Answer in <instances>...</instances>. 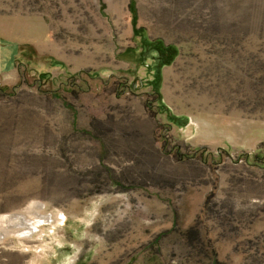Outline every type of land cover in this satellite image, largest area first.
<instances>
[{"label":"rangeland","instance_id":"rangeland-1","mask_svg":"<svg viewBox=\"0 0 264 264\" xmlns=\"http://www.w3.org/2000/svg\"><path fill=\"white\" fill-rule=\"evenodd\" d=\"M0 264H264V0H0Z\"/></svg>","mask_w":264,"mask_h":264},{"label":"bare ground","instance_id":"bare-ground-1","mask_svg":"<svg viewBox=\"0 0 264 264\" xmlns=\"http://www.w3.org/2000/svg\"><path fill=\"white\" fill-rule=\"evenodd\" d=\"M24 218V217H23ZM38 219V217L36 216V217H34V219ZM20 219V218H19ZM15 222H19L20 224L19 225H21V223H26L25 225H26V227L25 228H30L31 226H32V224H30L29 222H25V221H22L21 220V222L20 221H15ZM35 223V222H34ZM32 229V228H31Z\"/></svg>","mask_w":264,"mask_h":264},{"label":"trees","instance_id":"trees-1","mask_svg":"<svg viewBox=\"0 0 264 264\" xmlns=\"http://www.w3.org/2000/svg\"><path fill=\"white\" fill-rule=\"evenodd\" d=\"M213 263H216L215 260H213Z\"/></svg>","mask_w":264,"mask_h":264}]
</instances>
